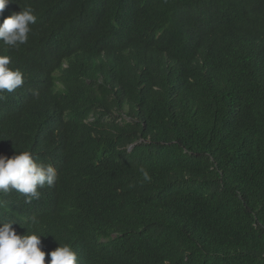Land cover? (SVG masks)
Wrapping results in <instances>:
<instances>
[{"label":"trees","instance_id":"trees-1","mask_svg":"<svg viewBox=\"0 0 264 264\" xmlns=\"http://www.w3.org/2000/svg\"><path fill=\"white\" fill-rule=\"evenodd\" d=\"M152 1L10 0L0 15L37 16L26 44L0 42L9 67L55 72L36 98L64 128L59 178L29 203L42 250L76 237L82 264H264V0L205 1L146 69L135 30ZM35 116L49 117L21 129L43 132ZM18 119L7 102L0 152Z\"/></svg>","mask_w":264,"mask_h":264},{"label":"clouds","instance_id":"clouds-1","mask_svg":"<svg viewBox=\"0 0 264 264\" xmlns=\"http://www.w3.org/2000/svg\"><path fill=\"white\" fill-rule=\"evenodd\" d=\"M205 1L207 0L196 6L192 0H184V4H180L179 0H153L146 7L137 24L134 43L139 62L144 68L150 69L155 64L148 60L150 51H153L155 61L158 58L166 59L171 45L168 35H174L175 31L190 32L193 22L204 11ZM9 2L10 0H0V15H3ZM192 5L196 7L195 15L185 11L187 6ZM243 8L252 10L247 0ZM21 9L0 22V42L11 49H17L28 42L32 31L30 26L37 20L30 6ZM162 19L164 23L159 33L153 36L152 25L157 23L159 26ZM257 30L260 34L264 32L259 28ZM160 37L165 38L164 45L157 42ZM10 61L9 56L0 55V115L5 110L6 103L11 102L19 110V119L11 130L2 132L7 149L0 152V264H78V260L82 264L84 261L80 259L81 248L76 237L56 248H47V253L42 250V234L37 233V217L29 206L33 199L39 198V193L48 192L59 178L58 167L61 161L57 159V155L63 149L64 128L53 115L48 103L36 102L38 81L42 80L41 87L50 85V78H55V72L46 76L38 67L32 69L29 58L25 57L23 74L19 69L10 68ZM62 68L66 66L63 64ZM53 86L55 90L61 89L58 81H54ZM38 110L49 117L35 116L31 120L42 125L47 123L45 130L26 132L21 129L22 121ZM16 144L13 148L12 145ZM17 147L22 149L18 150ZM131 147L133 146L129 150ZM140 172L145 181L151 179L144 168ZM14 215L29 218V223L15 221Z\"/></svg>","mask_w":264,"mask_h":264},{"label":"water","instance_id":"water-1","mask_svg":"<svg viewBox=\"0 0 264 264\" xmlns=\"http://www.w3.org/2000/svg\"><path fill=\"white\" fill-rule=\"evenodd\" d=\"M132 148V147H131Z\"/></svg>","mask_w":264,"mask_h":264}]
</instances>
